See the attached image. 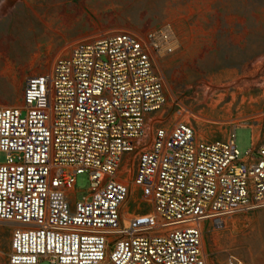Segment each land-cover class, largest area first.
Segmentation results:
<instances>
[{
  "label": "built area",
  "instance_id": "1",
  "mask_svg": "<svg viewBox=\"0 0 264 264\" xmlns=\"http://www.w3.org/2000/svg\"><path fill=\"white\" fill-rule=\"evenodd\" d=\"M176 45L169 25L74 42L46 74L25 79L19 107H0L7 264H207L205 226L223 230L264 209V116L242 158L234 134L197 137L182 106L146 141L147 119L166 106L155 61ZM129 160L127 183L120 169ZM85 172L87 196L76 200ZM132 191L134 208H145L137 214L126 208ZM223 264L244 263L228 254Z\"/></svg>",
  "mask_w": 264,
  "mask_h": 264
},
{
  "label": "rangeland",
  "instance_id": "2",
  "mask_svg": "<svg viewBox=\"0 0 264 264\" xmlns=\"http://www.w3.org/2000/svg\"><path fill=\"white\" fill-rule=\"evenodd\" d=\"M166 25L177 45L155 61L166 106L147 119L146 141L157 126L171 125L182 106L197 137L212 142L234 134L242 158L264 116V0H0V107H19L25 79L46 74L74 42L119 31L144 37ZM132 173L131 160L124 162L123 181ZM73 188L76 200L87 196L86 172ZM136 197L132 191L126 199L130 214L145 209L134 208ZM10 231L0 226V264H7ZM202 248L207 264H223L228 254L264 264V209L233 217L223 230L205 226Z\"/></svg>",
  "mask_w": 264,
  "mask_h": 264
}]
</instances>
